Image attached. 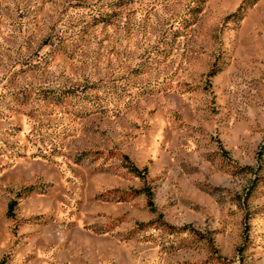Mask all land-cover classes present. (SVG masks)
<instances>
[{
    "label": "rangeland",
    "instance_id": "obj_1",
    "mask_svg": "<svg viewBox=\"0 0 264 264\" xmlns=\"http://www.w3.org/2000/svg\"><path fill=\"white\" fill-rule=\"evenodd\" d=\"M0 264H264V0H0Z\"/></svg>",
    "mask_w": 264,
    "mask_h": 264
},
{
    "label": "trees",
    "instance_id": "obj_2",
    "mask_svg": "<svg viewBox=\"0 0 264 264\" xmlns=\"http://www.w3.org/2000/svg\"><path fill=\"white\" fill-rule=\"evenodd\" d=\"M223 150V155H227V151ZM124 160L126 162L127 168L130 170V172L134 173L135 175L145 178L146 177V169H139L138 167H136L133 162L128 158V156H124ZM144 193L146 194L149 202H152V198H153V193L151 191L150 188H144ZM14 204L11 205L10 211H12ZM9 211V212H10Z\"/></svg>",
    "mask_w": 264,
    "mask_h": 264
}]
</instances>
